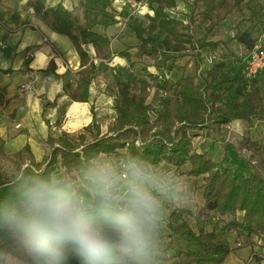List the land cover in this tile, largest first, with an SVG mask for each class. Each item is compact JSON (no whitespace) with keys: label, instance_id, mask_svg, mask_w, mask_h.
Returning a JSON list of instances; mask_svg holds the SVG:
<instances>
[{"label":"trees","instance_id":"trees-1","mask_svg":"<svg viewBox=\"0 0 264 264\" xmlns=\"http://www.w3.org/2000/svg\"><path fill=\"white\" fill-rule=\"evenodd\" d=\"M142 1L152 15L146 16V32L136 28L140 41L136 57H149V66L157 73H151L146 63L134 61L130 49L118 54L126 60L130 68L127 72L141 70L159 83L165 93L161 109L156 111L147 103L151 86L147 79L120 78L114 99L115 119L106 133L95 118L77 135L67 131L56 135L49 126V153L41 162L36 161L29 143L18 151H9L6 139L0 137V203L10 200L14 188L29 178L58 179L80 195L86 196L84 189L90 195V168L107 162L125 167L130 158H135L163 183L159 171L174 170L202 195V204L176 206L169 215L161 207L155 228L158 264H226L231 254L253 247L255 240L264 241V174L230 150L216 158L209 150L199 148L196 140L220 137L235 121L250 128L264 126V93L259 81L264 71L248 82L243 75L244 58L224 51L222 46L227 43L212 39L230 16L244 14L248 3H254L248 18L252 25L235 36L249 55L264 26V7L257 0H191L189 13L181 19L173 16L178 0ZM46 3L27 0L26 6L42 14L53 31L73 42L80 56V70L75 83H67L65 91L72 102L88 103L94 112L92 95L99 65L85 46H93L96 58L110 61L115 53L108 31L129 14L117 12L114 0H78L77 8L82 12L79 22L62 2L52 9H47ZM197 22L205 26L202 37L194 33ZM186 57V65H179ZM208 57L212 63L206 66ZM188 66L192 73L186 72ZM176 70L182 73L174 80L169 74ZM165 185L167 194L173 197L177 192L172 184ZM152 191L158 199L159 193ZM252 256L255 264H264L262 255L253 252ZM72 264L78 262L73 260Z\"/></svg>","mask_w":264,"mask_h":264},{"label":"clouds","instance_id":"clouds-1","mask_svg":"<svg viewBox=\"0 0 264 264\" xmlns=\"http://www.w3.org/2000/svg\"><path fill=\"white\" fill-rule=\"evenodd\" d=\"M125 167L122 184L109 165L90 168L89 196L54 178L19 183L0 203V264H158L152 190L166 186L142 161Z\"/></svg>","mask_w":264,"mask_h":264},{"label":"rangeland","instance_id":"rangeland-1","mask_svg":"<svg viewBox=\"0 0 264 264\" xmlns=\"http://www.w3.org/2000/svg\"><path fill=\"white\" fill-rule=\"evenodd\" d=\"M4 4L10 7H23L27 0H0ZM191 0H178V7L173 11V16L181 19H185L189 13V3ZM264 7V0H257ZM254 3L249 2L248 8L245 10L244 14H234L229 17L227 21L222 23V25L216 30L212 39L214 41H220L221 43H227L226 46H222V49L230 50L240 58L248 57L245 46L236 41V34L238 31H244L248 29L252 23L248 19L250 14L254 11ZM114 9L117 12L126 11L129 14L128 18H119L120 24L115 28L110 29L112 31L111 35L113 37V51L115 56L110 61H105L96 58L95 51L89 48V53L91 58L96 61L99 65V76L96 79L93 86V103L94 112H89L88 116L85 118H65L62 117L61 122L54 124V133L58 135L61 131H67L72 135H77L82 132L85 127L92 123L95 118L96 123L100 125L102 131L106 133L110 125L115 119V108L114 99L117 95L119 89V79L122 78L123 81H131L136 76H141L147 79L148 88L147 103H149L156 111L161 109L160 100L162 96L165 95L162 88H159V83L154 82L141 70L131 71L127 62L124 58L120 57L118 53L124 51L125 49H130V52L134 55V61L139 60L146 65L152 64V60L145 56L136 57L139 52L138 45L140 44L139 39L136 36V28H140L142 31L146 32L147 19L146 16L151 14L152 11L146 3L142 0H114ZM73 11L75 19L77 21H82V12L78 8H74ZM194 33L197 37H202L205 34V26L200 22L194 25ZM254 35L256 33L254 32ZM209 58V57H208ZM207 58L206 66L211 65L212 61ZM189 57L184 58L180 61L181 66L186 65ZM149 71L156 74L157 71L153 66H149ZM187 73H192L193 70L188 66L186 69ZM158 73H163L162 71ZM182 71L176 70L174 73L169 74V77L176 80L181 76ZM260 85L264 93V73L259 76ZM69 106L73 103H68ZM155 113H153V116ZM16 131L14 130L9 133V136H16ZM47 133L41 134L40 132L32 133V144L34 147V153L38 159L46 157L49 153V147L47 145ZM197 146L199 148H205L209 150L216 158H221L228 150L238 154L242 160L250 162L253 167L260 169L264 174V126L257 124L253 128L248 127L245 123L241 121H235L231 125H228L222 136H216L213 139L197 138ZM9 151H14L7 145ZM107 165H111L107 162ZM100 166H103L102 164ZM117 173V183L122 184L128 181V172L124 166L120 163H113L110 166ZM6 168L10 169V165H6ZM159 176H162L165 183L172 184V187L177 193L173 195L167 194V191L156 190L160 197L161 207L164 208L166 215H169L176 206H190L196 203L202 204L201 192L195 190V186L191 183H184L183 178H180L174 173V170L166 172V168L159 171ZM165 183H163L165 185ZM166 186V185H165ZM178 193H184V196H179ZM84 194L89 196V191L84 189ZM263 240L256 241L255 244L262 248ZM254 244V246H255ZM250 251V250H247ZM246 250L241 251L243 254L247 253ZM253 260V256H252Z\"/></svg>","mask_w":264,"mask_h":264},{"label":"crops","instance_id":"crops-1","mask_svg":"<svg viewBox=\"0 0 264 264\" xmlns=\"http://www.w3.org/2000/svg\"><path fill=\"white\" fill-rule=\"evenodd\" d=\"M61 2L69 10L78 7V0H47L46 7L52 9ZM119 24L120 19L113 28ZM92 47L85 49L89 52ZM0 70H12L0 73V137L14 151L29 143L36 161L41 162L45 156L38 159L34 153L32 133L48 137L49 126L54 130L62 117L85 118L91 110L88 103L72 102L65 91L67 83H75L80 56L70 38L53 31L26 2L19 8L0 3ZM74 106L78 111L72 114ZM14 130L16 136L10 137ZM262 243V248L255 244L231 254L226 264H255L252 253L264 257ZM244 250L250 251L243 254Z\"/></svg>","mask_w":264,"mask_h":264},{"label":"built area","instance_id":"built-area-1","mask_svg":"<svg viewBox=\"0 0 264 264\" xmlns=\"http://www.w3.org/2000/svg\"><path fill=\"white\" fill-rule=\"evenodd\" d=\"M263 71H264V26H261V33L258 39L255 41L251 52L246 58L243 75L248 82H252Z\"/></svg>","mask_w":264,"mask_h":264},{"label":"bare ground","instance_id":"bare-ground-1","mask_svg":"<svg viewBox=\"0 0 264 264\" xmlns=\"http://www.w3.org/2000/svg\"><path fill=\"white\" fill-rule=\"evenodd\" d=\"M93 48V47H92ZM78 111V106H74L71 110V113L74 114L75 112Z\"/></svg>","mask_w":264,"mask_h":264}]
</instances>
